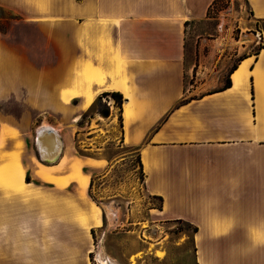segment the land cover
Segmentation results:
<instances>
[{
  "label": "crops",
  "instance_id": "crops-1",
  "mask_svg": "<svg viewBox=\"0 0 264 264\" xmlns=\"http://www.w3.org/2000/svg\"><path fill=\"white\" fill-rule=\"evenodd\" d=\"M213 1L0 0V264H89L102 165L72 144L103 92L123 98L153 210L196 227L194 264H264V41L207 89L216 65L200 50L196 65L188 29ZM245 1L263 32L264 0ZM44 123L62 140L52 164L34 147Z\"/></svg>",
  "mask_w": 264,
  "mask_h": 264
},
{
  "label": "rangeland",
  "instance_id": "rangeland-1",
  "mask_svg": "<svg viewBox=\"0 0 264 264\" xmlns=\"http://www.w3.org/2000/svg\"><path fill=\"white\" fill-rule=\"evenodd\" d=\"M259 27L245 0H215L208 19L188 29V38L200 45L196 65L199 50L207 56L201 61L216 65L207 72V81H212L207 89L218 88L220 78L223 85L231 66L258 49L264 41ZM202 78L194 71L190 84ZM104 99L109 97L80 115L72 144L76 156L93 157L102 165L101 174L89 185L101 214L100 224L91 230L89 264H194L191 227L179 220H162L153 210L158 200L144 191L136 156L120 140L118 110L109 108ZM103 109L109 110L106 117L100 115ZM96 134L100 136L95 138Z\"/></svg>",
  "mask_w": 264,
  "mask_h": 264
},
{
  "label": "water",
  "instance_id": "water-1",
  "mask_svg": "<svg viewBox=\"0 0 264 264\" xmlns=\"http://www.w3.org/2000/svg\"><path fill=\"white\" fill-rule=\"evenodd\" d=\"M109 114L108 109L100 112L102 117ZM34 147L38 159L45 164L58 160L62 151V140L56 130L47 124H41L35 129Z\"/></svg>",
  "mask_w": 264,
  "mask_h": 264
},
{
  "label": "trees",
  "instance_id": "trees-1",
  "mask_svg": "<svg viewBox=\"0 0 264 264\" xmlns=\"http://www.w3.org/2000/svg\"><path fill=\"white\" fill-rule=\"evenodd\" d=\"M214 2H215V0L212 2V5L214 4ZM260 47H261V46H259L258 49H259ZM244 57H245V56H241V57L239 58V60H242ZM235 68H236V64H233V65L231 66V68L228 70V73H227V76H226V78H225V81H224L223 85H222L219 89H225V88H227V87L230 86L229 74H230ZM102 97H110V98L113 100V104H114V106H116V107H118V108L120 109L121 103L123 102V98H122L121 94H119L118 92H103L102 94H100V95L96 98L95 102L99 101L100 98H102ZM95 102H94V103H95ZM120 120H121V119H120V115H119V124H121ZM136 159H137L138 167H139L140 172H141V174H142L140 159H139V157H136ZM153 198H155V199L158 200V206H157L156 208L159 209V208H160V205H161V198H160V197H156V196H153ZM179 221H182V220H179ZM182 222L185 223V224H187L188 226H190L189 223H187V222H185V221H182ZM190 227H191L192 233H194V232L197 230L196 227H192V226H190Z\"/></svg>",
  "mask_w": 264,
  "mask_h": 264
},
{
  "label": "built area",
  "instance_id": "built-area-1",
  "mask_svg": "<svg viewBox=\"0 0 264 264\" xmlns=\"http://www.w3.org/2000/svg\"><path fill=\"white\" fill-rule=\"evenodd\" d=\"M259 34H260V32H258V36H260ZM104 101L109 105V108H112V107L114 106V104H113V100H112L111 98H109L108 101H106V100L104 99Z\"/></svg>",
  "mask_w": 264,
  "mask_h": 264
},
{
  "label": "bare ground",
  "instance_id": "bare-ground-1",
  "mask_svg": "<svg viewBox=\"0 0 264 264\" xmlns=\"http://www.w3.org/2000/svg\"><path fill=\"white\" fill-rule=\"evenodd\" d=\"M103 264H107L106 262H103Z\"/></svg>",
  "mask_w": 264,
  "mask_h": 264
}]
</instances>
